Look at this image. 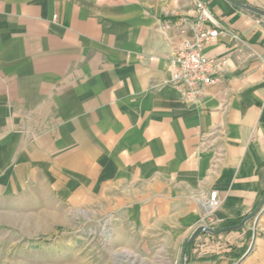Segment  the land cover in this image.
Listing matches in <instances>:
<instances>
[{
    "label": "crops",
    "instance_id": "0c3cea01",
    "mask_svg": "<svg viewBox=\"0 0 264 264\" xmlns=\"http://www.w3.org/2000/svg\"><path fill=\"white\" fill-rule=\"evenodd\" d=\"M203 1L222 65L187 99L167 62L194 0H0L1 182L114 212L129 246L177 251L217 190L219 226L249 218L184 264H264V16L244 7L264 0Z\"/></svg>",
    "mask_w": 264,
    "mask_h": 264
},
{
    "label": "rangeland",
    "instance_id": "374dc122",
    "mask_svg": "<svg viewBox=\"0 0 264 264\" xmlns=\"http://www.w3.org/2000/svg\"><path fill=\"white\" fill-rule=\"evenodd\" d=\"M204 201L195 230L217 231L216 220H206ZM117 220L114 212L96 214L51 190L32 188L15 194V184L0 180V264H181L204 249L218 247V239H209L217 233L201 232L184 250L195 230L178 251L159 245L129 246L127 232L116 230Z\"/></svg>",
    "mask_w": 264,
    "mask_h": 264
},
{
    "label": "built area",
    "instance_id": "2783aa9c",
    "mask_svg": "<svg viewBox=\"0 0 264 264\" xmlns=\"http://www.w3.org/2000/svg\"><path fill=\"white\" fill-rule=\"evenodd\" d=\"M194 6L196 14L189 24L190 33L180 41L167 62L166 83L187 99H196L204 90L216 85L217 68L222 65V61L215 60L205 51L219 35L216 21L205 1L194 0ZM53 18L57 19V15ZM220 204L217 190H211L204 201L207 221H215L213 215ZM253 227L255 230L256 226Z\"/></svg>",
    "mask_w": 264,
    "mask_h": 264
},
{
    "label": "water",
    "instance_id": "95a60500",
    "mask_svg": "<svg viewBox=\"0 0 264 264\" xmlns=\"http://www.w3.org/2000/svg\"><path fill=\"white\" fill-rule=\"evenodd\" d=\"M242 6H244V5H242ZM244 7L249 9V10H251V11H253V12H256L257 14H260V15L264 16V10H260L258 8L252 7V6H244ZM248 218L249 217L244 218L240 223H238L236 225L223 227L222 229L217 230V231L211 230V229L206 228V227H198L193 232V234L189 237V239L187 240V242L185 244V247H184V250L192 244V242L195 240V238L197 237V235L199 233H201V232L216 233V232H219V231H229V230H233V229H238V228H241L245 224V222L247 221ZM254 237H255V232L253 233L252 241L250 243V247H249L248 251H250V249L252 248ZM181 264H184V262H182Z\"/></svg>",
    "mask_w": 264,
    "mask_h": 264
},
{
    "label": "trees",
    "instance_id": "16d2710c",
    "mask_svg": "<svg viewBox=\"0 0 264 264\" xmlns=\"http://www.w3.org/2000/svg\"><path fill=\"white\" fill-rule=\"evenodd\" d=\"M242 219H237V220H233V221H229V222H225L223 223L221 226L218 227V229L222 226H229V225H235L238 224L239 222H241Z\"/></svg>",
    "mask_w": 264,
    "mask_h": 264
},
{
    "label": "bare ground",
    "instance_id": "6f19581e",
    "mask_svg": "<svg viewBox=\"0 0 264 264\" xmlns=\"http://www.w3.org/2000/svg\"><path fill=\"white\" fill-rule=\"evenodd\" d=\"M130 255H131L130 253H126V256H127V257H130Z\"/></svg>",
    "mask_w": 264,
    "mask_h": 264
}]
</instances>
